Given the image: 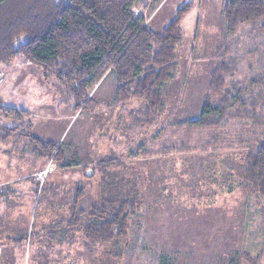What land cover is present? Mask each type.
<instances>
[{"label":"rangeland","instance_id":"rangeland-1","mask_svg":"<svg viewBox=\"0 0 264 264\" xmlns=\"http://www.w3.org/2000/svg\"><path fill=\"white\" fill-rule=\"evenodd\" d=\"M226 1L142 0L134 7L144 26L161 33L190 3L181 23L177 69L161 88L165 109L152 122L141 99L118 98L111 70L74 110L70 91L45 76L60 85L44 92L43 71L23 55L0 62V91L13 72L21 90L26 88L21 71L36 75L27 92L10 89L9 104L32 107L44 93L54 112L69 106L73 115L90 114L84 131L96 141L91 152L87 145L71 147L77 120L50 153L19 133L7 138L4 128L20 123L0 110V178L20 177L5 201L0 199V264H264V198L245 179L247 152L264 140V22L242 23L228 32ZM222 63L228 67L219 72L231 90L229 112L218 123L194 125L207 101L218 104L211 83ZM30 116L26 125H32ZM59 149L69 168L62 179L54 178L63 171ZM38 153L47 156L46 164L24 178ZM75 159L85 165L74 167ZM88 159L93 163L86 165ZM48 166L52 170L42 184L35 173ZM91 169L94 175L88 177ZM77 193L81 198L74 206ZM133 200L126 238L101 243L86 236L88 224L110 219L92 215L94 208L112 213Z\"/></svg>","mask_w":264,"mask_h":264},{"label":"trees","instance_id":"trees-1","mask_svg":"<svg viewBox=\"0 0 264 264\" xmlns=\"http://www.w3.org/2000/svg\"><path fill=\"white\" fill-rule=\"evenodd\" d=\"M141 1L0 0V62L23 55L45 76L56 77L70 91L74 110L88 102V91L111 70L117 77L118 98L141 99L148 121H155L165 109L161 88L172 79L178 66L181 23L190 3L177 10L161 33H154L144 26L141 17H135L133 9ZM223 14L228 32L233 33L242 23L264 22V0H227ZM220 69L213 73L211 83L218 104L207 101L200 118L192 122L194 125L218 123L229 112L231 90L219 72L228 67L222 63ZM0 110L7 119L20 123L4 128L6 137L19 133L32 144L41 143L50 153L54 151L55 142L40 138L33 133L31 124L26 125L27 111ZM60 155L59 149L57 156ZM245 179L250 190L264 198V140L247 152ZM78 193L74 206L81 198ZM134 200L121 202L112 213L94 208L92 215L103 218L109 214L110 219L88 224L84 228L86 236L101 243L126 238L127 214L134 209ZM23 240L21 237L17 241Z\"/></svg>","mask_w":264,"mask_h":264},{"label":"crops","instance_id":"crops-1","mask_svg":"<svg viewBox=\"0 0 264 264\" xmlns=\"http://www.w3.org/2000/svg\"><path fill=\"white\" fill-rule=\"evenodd\" d=\"M39 73H41V72L39 71ZM21 74L24 75V81L26 82V85H25L26 88H24V89H25V92H27V90H29V88H31V86H32L31 84H34L33 78L36 77V75L29 74V73H27V70H24V69H23V71H21ZM41 76L42 77L40 78V86L43 87V89L45 90L44 92L47 91L46 93H49L48 89L51 90L52 88H58V86L60 85V83L56 79H55L56 80L55 81L52 79H48L50 77H45L43 72L41 73ZM16 78H18V77H16V75L13 72L11 75H9V79H7V81L5 82V83L8 82V84H10V85L6 84L5 86H2V90L0 91V108L1 107H12V108L27 111L31 115L30 121L32 122L33 132L37 136H39L40 138L47 140V141H52L55 143L58 142L59 140L61 141L62 138L64 139L66 136H68V134H69L68 129L71 127V125L74 121L76 122L77 120L78 121L81 120V124L79 125V127H75L76 130H75L74 134H76V136L74 137V139H71V141H70L71 144L70 143L69 144L71 145V147H74L75 149L77 146L82 147L81 144H83L84 146L87 145V147H89L90 152H91V150H94V146L96 147V141H94V142L89 141L90 135L89 136H88V134L86 135L85 131H84L88 128L87 125L89 124V121L91 120L90 114L85 113L86 118L85 117H79V114L73 115L74 112L72 113V111H68L67 107H69V106H65V109H64V111L61 112V114L54 112L53 111L54 106H53L51 98L43 97L44 93L40 94L38 97L41 104L36 105V101H34L35 103H34V106H32V107L26 106L25 102H23V101L20 103H22L24 105L9 104L8 99H9L10 95H12L10 93L12 88H14L17 91V94H18V91H20V93H21L24 90V89L21 90L19 87H17L14 84V82H16L15 81ZM17 103H18V101H17ZM144 114L146 115V111L144 112ZM65 122H66V125L62 126V123H65ZM74 124H76V123H74ZM72 128H74V125L72 126ZM11 136H13V135H11ZM11 136L9 137L10 140L13 139V137H11ZM90 138H92V136ZM89 142L91 144H89ZM28 143L30 144V142H28ZM66 145L69 146L68 144H66ZM62 146H64V145L62 144ZM31 149L33 152L36 151L34 146ZM37 152H38V150H37ZM68 154L71 156L72 151H70ZM92 154L94 155V156L92 155V157H98L99 156V158H100V155L97 156V153H92ZM27 156H29V155H27ZM41 156L42 155L39 154V156L33 160V164H30L28 169H26L27 173L24 176V178L27 176V174L31 173L32 171L33 172L36 171V169L39 168L41 165L46 164V162H47L46 157L47 156H42V157ZM64 156L65 155H64L63 150H62L61 155H60V160H61L60 163L62 164L63 171L58 172V174H60L59 176H54V178H56V179H62L63 175L61 173H65L69 169L66 167L67 165H65L67 162L62 161ZM90 156H91V153H90ZM102 157L103 156H101V158ZM92 160L95 161L93 158H92ZM90 163H93V162L90 159H88V163H86V165H88ZM73 164H74V167H79V166L85 165V162L75 159ZM93 175H94V171L92 169L88 170L87 176L92 177ZM7 177H8V174H7V176H4V178H0V187H2V189H0V190H2V191H0V199L4 200V201H5V198H4L5 195H7L8 192H9L8 194L10 195L12 192L13 188L11 186L13 184L19 183L18 180L20 179V177H11V178H7ZM31 180H33V179H31Z\"/></svg>","mask_w":264,"mask_h":264},{"label":"built area","instance_id":"built-area-1","mask_svg":"<svg viewBox=\"0 0 264 264\" xmlns=\"http://www.w3.org/2000/svg\"><path fill=\"white\" fill-rule=\"evenodd\" d=\"M3 81H4V76H3V74L0 71V85H1V83H3ZM51 170H52L51 166H48L47 168L36 172L35 173V179L38 182H41L43 184Z\"/></svg>","mask_w":264,"mask_h":264}]
</instances>
